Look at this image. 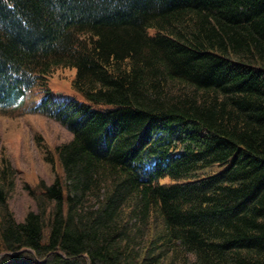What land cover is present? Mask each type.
<instances>
[{
  "label": "trees",
  "instance_id": "trees-1",
  "mask_svg": "<svg viewBox=\"0 0 264 264\" xmlns=\"http://www.w3.org/2000/svg\"><path fill=\"white\" fill-rule=\"evenodd\" d=\"M20 99L72 137L22 219L0 152V264H264V0H0Z\"/></svg>",
  "mask_w": 264,
  "mask_h": 264
},
{
  "label": "rangeland",
  "instance_id": "rangeland-1",
  "mask_svg": "<svg viewBox=\"0 0 264 264\" xmlns=\"http://www.w3.org/2000/svg\"><path fill=\"white\" fill-rule=\"evenodd\" d=\"M74 69H54L49 80L70 90ZM23 105H11L0 112V152L6 155L16 169V188L10 199V208L17 219L34 207L33 200L23 188V182L36 184L44 179L51 182L61 174V167L54 154V147L72 137L71 132L59 121L42 114H25ZM53 158L54 163L49 161Z\"/></svg>",
  "mask_w": 264,
  "mask_h": 264
}]
</instances>
